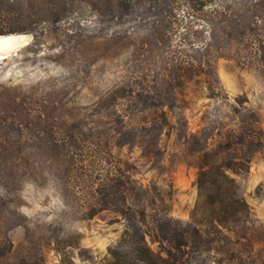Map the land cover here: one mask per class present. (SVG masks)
Instances as JSON below:
<instances>
[{
  "label": "rangeland",
  "instance_id": "1",
  "mask_svg": "<svg viewBox=\"0 0 264 264\" xmlns=\"http://www.w3.org/2000/svg\"><path fill=\"white\" fill-rule=\"evenodd\" d=\"M7 34L0 264H264V0H0ZM204 150L247 155L223 226Z\"/></svg>",
  "mask_w": 264,
  "mask_h": 264
},
{
  "label": "trees",
  "instance_id": "2",
  "mask_svg": "<svg viewBox=\"0 0 264 264\" xmlns=\"http://www.w3.org/2000/svg\"><path fill=\"white\" fill-rule=\"evenodd\" d=\"M249 131L253 134L256 132L258 134V132L260 133V127L256 124H251ZM246 135V137H242V143L253 140V137H249L248 133ZM257 140L260 142V137H257ZM208 153V150L202 152V157L204 158L197 165L195 185L201 202L211 207L212 221L223 226L226 220L233 218L236 213L244 210L246 206L244 201L238 196L236 183L229 172L245 168L248 159L247 155H244L243 161L221 163L216 158L208 159L204 156L208 155ZM193 229H195L197 234L199 233V230L194 226ZM182 240L184 241V239ZM150 255H152V251L146 245L144 235L141 232L137 235V240L133 247V258L139 264H145L151 260ZM16 264L31 263L20 258Z\"/></svg>",
  "mask_w": 264,
  "mask_h": 264
},
{
  "label": "bare ground",
  "instance_id": "3",
  "mask_svg": "<svg viewBox=\"0 0 264 264\" xmlns=\"http://www.w3.org/2000/svg\"><path fill=\"white\" fill-rule=\"evenodd\" d=\"M24 38L23 35H0V58L2 53L5 57L10 51L12 52L14 49H18L23 44Z\"/></svg>",
  "mask_w": 264,
  "mask_h": 264
}]
</instances>
